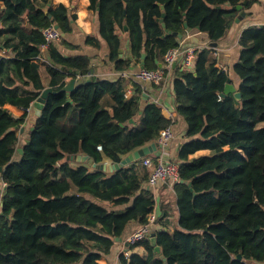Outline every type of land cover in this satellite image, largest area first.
<instances>
[{"label":"trees","instance_id":"1","mask_svg":"<svg viewBox=\"0 0 264 264\" xmlns=\"http://www.w3.org/2000/svg\"><path fill=\"white\" fill-rule=\"evenodd\" d=\"M49 2L0 0V34L6 35L0 41L17 51L14 57H0V174L5 183L0 264H101L100 250L120 240L128 224L149 222L157 203L146 188L151 169L143 157L110 173L67 156L84 153L97 163L120 162L156 141L174 120L159 103H144L140 83L126 96L124 78L88 77L90 56L61 49L80 47L67 39L77 14L65 3L52 2L46 12ZM89 2L98 13L110 60L125 70L143 59L148 68L163 64L165 53L184 43L167 30L185 36L199 30L208 33L210 42H219L257 0ZM26 9L30 32L18 19ZM52 24L62 35L44 56L43 29ZM120 31L129 34L127 58L121 57ZM238 42L234 69L241 99L234 92L222 96L230 74L213 47H200L191 69L172 67L176 109L187 123V140L176 155L179 224L173 230L152 229L156 244L151 233L129 244V254L120 255L122 264H264V24L245 26ZM85 43L100 47L96 36L87 35ZM71 78L77 82L67 92ZM49 86L53 91L21 143L27 108ZM8 104L23 114L16 115ZM164 213L167 218V208Z\"/></svg>","mask_w":264,"mask_h":264},{"label":"crops","instance_id":"2","mask_svg":"<svg viewBox=\"0 0 264 264\" xmlns=\"http://www.w3.org/2000/svg\"><path fill=\"white\" fill-rule=\"evenodd\" d=\"M53 5H59L60 3H65L72 14H77V19L74 23V30L72 33L67 35V39L73 45H79L80 47L77 49L69 48V47H61L64 53L66 54H76V53H85L88 54L91 58V70L88 73V77L94 76L99 79H112L115 80L119 76V72L116 68V64L114 61L109 58V48L106 40H104L100 35V24H99V16L98 13L91 11L88 8L89 0H52ZM3 4L0 7V21H1V13H2ZM30 9H26L21 16L18 17L19 21L21 20V27L26 31L30 32L31 30L27 26V15L29 14ZM246 16L240 22H234L232 28L228 32L226 36H224L219 42L217 47H213L217 49L218 59L229 74L232 82L235 87L238 88L240 83V77L236 73L234 69V65L239 59L241 47L239 45V36L242 29L247 25H262L264 24V0H257L256 3L252 5V7L248 10H245ZM3 24L0 22V30L3 28ZM200 32L199 30H194L188 32L187 35L196 34ZM87 35L96 36L100 40V47H94L91 45H87L85 43V39ZM120 35L122 37V58H127L130 56V39L129 34L127 32L120 31ZM5 33L0 34V39L2 41H6ZM185 44L191 45H199L201 47L210 46V41L208 37L202 38L199 43L195 42H185ZM207 49V53L210 52V49ZM16 49L12 47H8L4 45V42L0 41V57H14L16 55ZM47 55V50L44 49V56ZM44 60V59H43ZM144 60V59H143ZM142 62V61H141ZM141 62L129 69H135L141 66ZM15 67V64H12ZM126 70V69H125ZM174 73L172 71L169 80L163 84H141L144 89L145 100L147 101H155L159 103L164 110L165 115L168 118L174 120L173 129L175 132V136L172 142L168 147L163 148L160 144L157 145V148L152 152L151 155L159 156L161 154H165L166 159H170L176 161V155L180 145L187 140L185 137V132L187 128L186 120L183 116L178 114L176 109L175 96L172 85V77ZM125 87L127 89L135 90V83L126 81ZM8 108L12 110L16 115L23 114L24 110L17 108L13 105L8 104ZM34 115H36L35 109L32 106L29 109L28 117L26 120L29 122L24 128L27 132L26 137H21V143L25 142L29 138V128L33 126L35 123ZM154 142H157L154 141ZM150 144V143H148ZM147 144V145H148ZM20 144V148H21ZM19 150V149H18ZM21 152H18L17 156H20ZM5 183L3 182L2 175L0 174V202L2 197V192L4 191ZM146 188L150 189L154 194L157 203L154 212L157 215L158 222L156 223V228L161 229L164 226H167L169 229H174L179 224V212L177 208V196L174 189V186H171L165 182L158 184L156 187L150 186L148 181L146 183ZM164 208L168 209L169 216L167 218H163L164 216ZM139 223L133 222L127 225L124 230L123 236L120 240H117L114 245L110 248H103L100 250V263L101 264H122L120 261V255L125 253L128 255V247L126 246L128 236L138 227Z\"/></svg>","mask_w":264,"mask_h":264},{"label":"built area","instance_id":"3","mask_svg":"<svg viewBox=\"0 0 264 264\" xmlns=\"http://www.w3.org/2000/svg\"><path fill=\"white\" fill-rule=\"evenodd\" d=\"M45 43L43 49L61 38L62 32L55 27V24L47 26L43 29ZM201 46L191 44H180L177 47L170 48L164 56V62L156 68L138 67L135 69H126L119 72V76L126 81L137 82L140 84H163L169 80L172 73L174 63L181 65L185 69L194 67L196 54ZM206 47V46H204ZM212 47V46H211ZM214 53L218 56L219 52L215 49ZM142 86V85H141ZM134 93L132 89L125 87L126 96H131ZM30 108H27L29 111ZM175 136L173 125H169L160 131L157 142L166 148L172 142ZM152 153L143 157V165L151 169L148 183L150 186L156 187L160 183H167L171 186L180 181L179 163L165 158V154L153 156ZM157 215L152 212L149 216V222L140 225L127 238L129 244H137L147 238L152 230V224L156 223Z\"/></svg>","mask_w":264,"mask_h":264},{"label":"water","instance_id":"4","mask_svg":"<svg viewBox=\"0 0 264 264\" xmlns=\"http://www.w3.org/2000/svg\"><path fill=\"white\" fill-rule=\"evenodd\" d=\"M51 2H52V0H50L49 4L45 7V11L46 12L49 11V7H50ZM236 8L240 9V6H236ZM245 16H246V12L244 10L241 11L240 15L236 18V22H240L243 19V17H245ZM161 21H162L163 26L165 27V23L163 21V18L161 19ZM185 26L188 27L187 22H185ZM55 27L59 29L58 25H55ZM125 28L127 29V26H125ZM166 34H174L178 38L184 39L185 42H190V43H192V42L199 43V41L202 38L208 37V33L202 32V31H200V32H198L196 34H191V35H186L185 36L182 33L172 32L170 30H167ZM210 46L217 47L218 46V42H210ZM121 51H123V50L121 49ZM176 64L177 63H174V66H176ZM140 67H145L144 60H142ZM76 82H77V80L75 78H71L70 81L68 82V84L65 86L66 91L67 92L72 91L75 88ZM51 91H53V88L51 86L46 87L43 90L41 96L34 102L33 107L35 109V112H36L37 116L41 115L42 108L44 106L46 98H47L48 94ZM230 92H234L235 96L238 99H241V97H242L241 92H240V90H238L235 87V85L232 82L231 78L228 79V82L226 83L225 90L222 93V96H226ZM69 100H70V98H69ZM24 129H25L24 126H22L21 131L23 132ZM31 129H33V127H31ZM158 144H159L158 142H151L148 145H145V146H143L141 148H138V149L134 150L133 152L129 153L128 155H126L124 158H122V160L120 162L104 161V162H101V163H97V162H95V160L90 155L84 154V153L68 155L67 156V160L73 161V162H77V163H87L88 165H90V166H92L94 168L102 169L104 171H107V172L111 173V172H113L115 170L121 169L122 167H124V166L128 165L129 163L133 162L134 160H137V159H139L141 157H145L146 155L152 153L157 148ZM19 151L22 153V148H19ZM2 170H3V167L0 166V173L2 172ZM140 192H141V190H140ZM0 195H1V189H0ZM0 204H1V202H0ZM155 228H156V223H153L152 224V229H155ZM151 240H152V242L154 244H156L155 231L151 232ZM126 246L129 247V243L128 242L126 243ZM157 249H159V247H157ZM238 258H242V254H238Z\"/></svg>","mask_w":264,"mask_h":264},{"label":"rangeland","instance_id":"5","mask_svg":"<svg viewBox=\"0 0 264 264\" xmlns=\"http://www.w3.org/2000/svg\"><path fill=\"white\" fill-rule=\"evenodd\" d=\"M28 123H29V122L26 120L25 123H24V125L26 126ZM26 134H27V132H24V133L22 134V136L26 137Z\"/></svg>","mask_w":264,"mask_h":264}]
</instances>
